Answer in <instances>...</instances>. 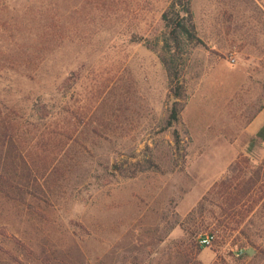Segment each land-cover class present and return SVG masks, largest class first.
Here are the masks:
<instances>
[{
	"label": "rangeland",
	"instance_id": "rangeland-1",
	"mask_svg": "<svg viewBox=\"0 0 264 264\" xmlns=\"http://www.w3.org/2000/svg\"><path fill=\"white\" fill-rule=\"evenodd\" d=\"M263 125L264 0H0V264H264Z\"/></svg>",
	"mask_w": 264,
	"mask_h": 264
},
{
	"label": "trees",
	"instance_id": "trees-1",
	"mask_svg": "<svg viewBox=\"0 0 264 264\" xmlns=\"http://www.w3.org/2000/svg\"><path fill=\"white\" fill-rule=\"evenodd\" d=\"M186 11H189V10H186ZM179 27L182 30H179L178 29V26H173V28L171 30V33H173V35H174L173 37H174L175 41H177V43H179L181 41V36L183 35L182 33L185 32L187 35L189 33L191 34V28H193L192 25H190V29H189L187 26H185L183 24H182V26H179ZM163 61H164V64H165L167 70L170 72V67H169L168 63L164 59H163ZM176 95H178V93H176ZM176 115H177V110L176 109H173L172 110V113H171V117H173L175 119L177 117ZM256 135L264 143V125L257 131ZM230 180L231 179L228 177L227 179H223L220 182L216 183L215 186L216 185H219L222 188H224V190H225L226 193L223 196L228 201L229 205L230 206H233L235 203H237V202H239L241 200V198L245 195V193H246L247 190H245V191L242 190V192H240L238 194L234 193L233 191L227 190V188L229 189L230 188L229 186L232 184ZM254 183L255 182H252V185ZM224 185H227V186L224 187ZM252 185H250L249 187H252ZM203 229H204L203 227H200V228L197 229V232H199V231H201ZM201 237L202 236H200V238Z\"/></svg>",
	"mask_w": 264,
	"mask_h": 264
},
{
	"label": "built area",
	"instance_id": "built-area-1",
	"mask_svg": "<svg viewBox=\"0 0 264 264\" xmlns=\"http://www.w3.org/2000/svg\"><path fill=\"white\" fill-rule=\"evenodd\" d=\"M212 239H213L212 234H206L200 238V242L202 245H208V244H210Z\"/></svg>",
	"mask_w": 264,
	"mask_h": 264
}]
</instances>
